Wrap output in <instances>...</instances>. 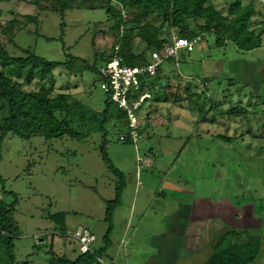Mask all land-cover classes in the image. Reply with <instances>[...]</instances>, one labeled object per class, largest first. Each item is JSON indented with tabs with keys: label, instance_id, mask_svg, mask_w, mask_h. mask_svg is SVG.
<instances>
[{
	"label": "rangeland",
	"instance_id": "rangeland-1",
	"mask_svg": "<svg viewBox=\"0 0 264 264\" xmlns=\"http://www.w3.org/2000/svg\"><path fill=\"white\" fill-rule=\"evenodd\" d=\"M235 1L212 0L221 11ZM254 1L260 15L252 22H264V0ZM242 2L248 4L251 0ZM27 16L36 18L37 23L31 22L17 35L16 45L2 36L13 55L31 49L48 60L63 62L71 53L101 66L95 54L110 52L113 47L115 31L104 8L67 11L62 16L42 11L33 0H0V23L25 20ZM143 23L160 26L161 19L153 14ZM105 28V34L100 32ZM170 35L173 39L178 31ZM239 59L264 63V42L257 50L239 52L232 44L217 47L215 36L209 34L193 51L181 50L177 58L164 60L159 85L165 89L171 85L174 93L183 96L179 103L168 102L165 96L170 91L165 95L164 89L156 86V94L137 111L143 125L138 142L133 141L124 120L118 128H108L106 144L102 134L84 141L69 137L28 141L9 136L0 162L5 180L0 192L4 189L18 196L17 259L49 264L52 246L58 255H69L73 250L71 258L77 257L79 246L73 236L80 227L97 236L96 250L104 247L110 228L105 221L107 202L119 197L111 224V246L103 254L105 264H146L158 255V250L169 253L176 248L179 254L175 264H206L221 233L243 227L260 237L262 258L258 264H264V83L259 76L249 80L254 89L227 91L226 81L236 80V73L232 75L228 67ZM84 67L80 73L70 75L58 67L57 93H71L101 112L107 97L101 78ZM28 88L37 89V85H26ZM250 92L261 95L252 106L247 105ZM238 102L246 105V118L244 114L226 112ZM148 114L150 120L144 122ZM224 135L232 141L224 140ZM103 151L108 161L103 159ZM189 199L193 203L195 199L216 204L229 201L249 213L253 208L254 219H260V223L255 220L243 226L242 217L231 221L230 212L223 215L228 217L224 218L226 223L223 216L210 209L205 216L204 212L196 213L183 233L181 216L176 217L178 223L171 216ZM51 216L60 221L64 217L66 228L61 230ZM175 228L179 229L177 233ZM169 229L175 234L170 235ZM155 235L167 238L161 243L164 248L153 243Z\"/></svg>",
	"mask_w": 264,
	"mask_h": 264
},
{
	"label": "trees",
	"instance_id": "trees-1",
	"mask_svg": "<svg viewBox=\"0 0 264 264\" xmlns=\"http://www.w3.org/2000/svg\"><path fill=\"white\" fill-rule=\"evenodd\" d=\"M255 4L254 0L248 4L238 0L229 4L226 11H221L212 0H33V5L42 11L51 10L62 16H65L67 11L104 8L115 31L114 44L110 52L95 54L97 61H101V66L98 62L90 64L89 61L71 53L66 55L63 62L48 60L31 49H23V55H13L7 44L3 43L2 36L8 38V43L15 44L17 35L31 22L37 23V19L27 16L25 20L13 19L4 24L0 23V162L4 142L9 136L28 141L35 138L51 141L64 137L84 141L94 134H102L106 144L110 126L118 128L121 120L127 124L126 112L119 109L107 94L104 109L97 112L71 93H57L55 70L58 67L70 75L80 73L82 66H85L84 68L100 76L101 67L116 56H122L125 63L132 67L147 65L153 52L163 54L164 47L172 41L170 34L175 31H178V37L190 40L201 37L198 44L204 41L206 35L212 34L215 36L217 47L232 44L239 52L254 51L261 48L264 42V22H252L256 15H260ZM153 14L161 19L160 26L143 23ZM100 32L105 34L107 30L105 28ZM45 38L49 41L57 40ZM162 65L155 77L143 81L141 93L150 95L145 102L152 98V94H156V86H159L161 90L164 89L165 95L170 91V95L165 96L168 102L179 103L183 95L174 93L171 85L166 89L159 85ZM228 69L232 75L236 73V80L230 78L226 81L227 91L232 88H237L239 92L246 87L254 89L249 80L258 79L259 76V81L264 83V65L260 62L239 59L238 62H232ZM206 80L204 78L203 82ZM32 84H36L37 89H26V85ZM260 97L261 95L250 92L247 105H253V100ZM229 103L232 104V101ZM219 104L223 105L221 102ZM244 106L246 105L243 102H238L226 112L231 115L244 114L243 118H246L248 111ZM224 113L225 111L221 114ZM147 116L144 122L150 120L151 115ZM139 133L143 136L142 129ZM221 137L228 142L233 139L228 135ZM102 154L103 159L108 161L106 153L103 151ZM4 181L0 174V184ZM0 196V264H32L29 260L19 261L15 253L16 239L20 232L15 220L18 196L4 189ZM11 197L14 200H10ZM119 203V197L107 202L105 221L110 228L104 239V247L96 250L93 246L92 250L85 254L80 252L79 247L78 256L72 259L73 250H70L69 255L61 256L54 252L52 246L49 251V264H105L103 254L111 246V224ZM50 219L61 230L66 228L64 217L61 221L57 216H51ZM77 244L79 246L78 242ZM214 248L215 252L206 264H251L260 254L261 241L254 233L231 228L215 242Z\"/></svg>",
	"mask_w": 264,
	"mask_h": 264
},
{
	"label": "built area",
	"instance_id": "built-area-1",
	"mask_svg": "<svg viewBox=\"0 0 264 264\" xmlns=\"http://www.w3.org/2000/svg\"><path fill=\"white\" fill-rule=\"evenodd\" d=\"M125 14V12L123 13ZM201 41V37L190 40L184 37H173L172 41L164 47L163 54L155 51L151 54L150 62L140 67L126 64L122 56H116L100 69L101 88L109 95L112 101L127 114V126L131 130L134 142L142 138L139 131L142 127L137 111L146 99L148 93H141L143 81L155 77L165 59L177 58L181 50L192 51ZM119 46L116 47L118 52ZM147 116L144 117V120ZM124 139V137H121ZM79 243L80 252L85 254L92 250L98 241L97 236L86 228H78L74 234Z\"/></svg>",
	"mask_w": 264,
	"mask_h": 264
},
{
	"label": "crops",
	"instance_id": "crops-1",
	"mask_svg": "<svg viewBox=\"0 0 264 264\" xmlns=\"http://www.w3.org/2000/svg\"><path fill=\"white\" fill-rule=\"evenodd\" d=\"M262 64L264 65V63H262ZM194 201L195 202L193 203V200H190V199H189V201L187 200V203H185V205H181L179 207V210L177 212H175L173 214V216H171V217L174 218L173 220L175 222H177V219H178V218L176 219V217L179 216V215L181 216V222H183V224H182V229L183 230H181V232H183V233H184V230L186 229L185 225L190 223V221L193 219L192 217L196 216V213L199 214L200 212H204L202 214H203V216H205L204 214H205L206 210L208 211L210 209L217 211L219 213V215L221 216V218H222L223 215L226 216L230 212V214L232 215L231 216L232 217L231 221H232L233 218L234 219H239L240 217H242V220H241L242 221V225L243 224L244 225L247 224V225L250 226L251 223L254 224V221L256 220V219H254L255 211H254L253 208H252V212L249 213L248 211L240 210L239 208H235L231 203H229V201L221 202L219 204L213 203L211 201H206V203L204 202L205 203L204 204V203H202V201H197L196 199ZM168 214L172 215L171 213H168ZM224 216H223V219L224 218L228 219V217H224ZM227 219H224L225 222L227 221ZM198 221H200V219ZM238 221L239 220H236L235 222H238ZM256 221L260 223V219H257ZM211 227H213V226H211ZM214 228L217 229L218 227L216 226ZM226 229H227V227H226ZM241 229L246 230V228H244V227L241 228ZM169 230L171 231V229H169ZM174 230L176 231L175 233H177V230H179V229L175 228V229H173V231ZM173 231H171L172 234L170 233V235L175 234ZM223 234L224 233H221V235L216 239V241ZM166 240H167V238L164 235H160V236L159 235H155V237H153V243H155V245L157 247H159V248L160 247L164 248L161 245V243H162V241H166ZM171 240H172V238H171ZM178 250H179V248H176L175 251H173V252L164 253V251H162L160 249V250H158V255L153 257L152 259H150L146 264H175V261L177 259V255L179 254ZM260 254L257 257V259L251 264H258L261 261L262 257H260L261 256ZM165 256H166V259H165Z\"/></svg>",
	"mask_w": 264,
	"mask_h": 264
}]
</instances>
